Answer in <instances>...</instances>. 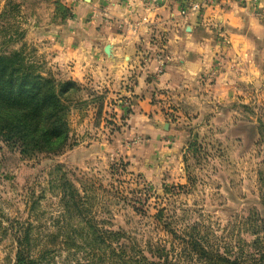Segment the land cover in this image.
Listing matches in <instances>:
<instances>
[{
	"label": "rangeland",
	"instance_id": "374dc122",
	"mask_svg": "<svg viewBox=\"0 0 264 264\" xmlns=\"http://www.w3.org/2000/svg\"><path fill=\"white\" fill-rule=\"evenodd\" d=\"M219 1L183 0L178 15L203 24ZM91 2L0 0V53L77 84L64 150L0 139V264L18 251L28 264H264V0H237L255 22L235 59L224 35L208 68L166 88L153 83L161 59L145 117L138 68L99 66L108 44L68 45L96 18L101 30L103 0Z\"/></svg>",
	"mask_w": 264,
	"mask_h": 264
},
{
	"label": "crops",
	"instance_id": "0c3cea01",
	"mask_svg": "<svg viewBox=\"0 0 264 264\" xmlns=\"http://www.w3.org/2000/svg\"><path fill=\"white\" fill-rule=\"evenodd\" d=\"M182 1L103 0L101 30H96L98 24L93 25L96 18L88 23L89 30L76 31L71 37L68 36V45L74 47L73 54L80 51L85 42L93 44L96 52L98 46L102 48L108 44L110 57L98 55L96 62L99 66L105 64L123 69L129 64L139 69L131 93L135 95L132 99L138 101L136 107L142 117L155 109L151 104H146L147 99L142 97L150 94L151 85L146 84V77L159 66V61L153 58L155 53H160L165 66L164 72L156 77L157 80L153 78V83L166 88L184 85L201 68H208L212 60L211 52L223 44L221 39L224 35L231 43L225 57H232L233 60L234 54L248 50L239 31H253L255 17L249 3L239 6L237 0H220L218 4L205 8L202 24L197 23L201 17L197 19L189 13L178 15ZM87 7L97 11L96 0H92ZM207 25L214 26L219 33H213L214 30H210ZM218 35L221 37L217 38ZM75 48L76 51H73Z\"/></svg>",
	"mask_w": 264,
	"mask_h": 264
},
{
	"label": "trees",
	"instance_id": "16d2710c",
	"mask_svg": "<svg viewBox=\"0 0 264 264\" xmlns=\"http://www.w3.org/2000/svg\"><path fill=\"white\" fill-rule=\"evenodd\" d=\"M73 81L42 76L19 51L0 53V139L20 152L55 154L68 147ZM18 251L14 264H28Z\"/></svg>",
	"mask_w": 264,
	"mask_h": 264
},
{
	"label": "built area",
	"instance_id": "2783aa9c",
	"mask_svg": "<svg viewBox=\"0 0 264 264\" xmlns=\"http://www.w3.org/2000/svg\"><path fill=\"white\" fill-rule=\"evenodd\" d=\"M153 58H154L155 60H158V61H160V60L162 59L160 53H155V55L153 56Z\"/></svg>",
	"mask_w": 264,
	"mask_h": 264
}]
</instances>
